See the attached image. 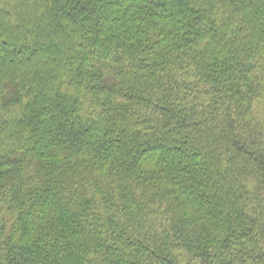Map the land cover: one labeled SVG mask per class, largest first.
Instances as JSON below:
<instances>
[{
  "label": "trees",
  "instance_id": "trees-1",
  "mask_svg": "<svg viewBox=\"0 0 264 264\" xmlns=\"http://www.w3.org/2000/svg\"><path fill=\"white\" fill-rule=\"evenodd\" d=\"M0 264H264V0H0Z\"/></svg>",
  "mask_w": 264,
  "mask_h": 264
}]
</instances>
